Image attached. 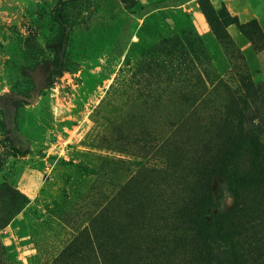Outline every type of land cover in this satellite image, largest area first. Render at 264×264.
I'll return each instance as SVG.
<instances>
[{
  "label": "rangeland",
  "instance_id": "rangeland-1",
  "mask_svg": "<svg viewBox=\"0 0 264 264\" xmlns=\"http://www.w3.org/2000/svg\"><path fill=\"white\" fill-rule=\"evenodd\" d=\"M213 1L70 0L54 72L59 0H0V98L39 90L16 109L24 155L0 106V186L27 197L12 218L0 199V219L11 218L0 264H217L192 215L208 187L210 213L230 214L235 256L219 264H264L262 157L248 144L236 157L244 187L220 163L239 127L264 142V83L210 26L229 69L214 61L215 42L193 24L195 7L221 10Z\"/></svg>",
  "mask_w": 264,
  "mask_h": 264
},
{
  "label": "trees",
  "instance_id": "trees-1",
  "mask_svg": "<svg viewBox=\"0 0 264 264\" xmlns=\"http://www.w3.org/2000/svg\"><path fill=\"white\" fill-rule=\"evenodd\" d=\"M70 0H59L54 17L55 20L62 28L61 34V49L58 59L54 61L53 71L59 72L61 70L62 57L66 49L68 41V30L65 20L63 18L64 6ZM129 0H124L125 4ZM201 11L206 17L209 26H211L213 33L217 36L218 40L223 45H234L232 38L227 32L226 28L230 24H235L240 32L251 42L255 51L259 52L264 49V33L261 29L257 20H251L246 23H242L236 16H232L226 9V7H221L220 11H215L214 7L205 8L201 4ZM225 12V13H224ZM211 14H218L220 16L221 22L216 25L212 22ZM248 84L242 86L243 98L248 96ZM39 95V90L35 89L31 95L28 94H3L0 98V106L2 110V115L4 117L7 130L6 138L12 144L13 154L15 156L24 155L28 152V143L26 139L21 134L17 119H16V109L21 104H27ZM242 100L239 101L238 98L234 100L235 104L243 105ZM238 116V115H237ZM262 128L264 129V118L262 120ZM236 133L226 142L220 154V163L224 169L230 168L231 175L233 177V183L239 186L247 185V178L249 173H244L240 167L236 165L235 159L240 156L243 150H245L246 144L252 146L253 155H261L263 166L257 169L259 174L264 176V142H262L259 137H256L253 133L245 132L241 127L238 128ZM253 158V157H252ZM211 190L206 188L204 192V198L200 203H197L194 208L193 221L198 224L200 230L201 244L203 251L210 256L217 264L224 263V258H234V246L230 239H226L224 230L222 228L223 224L228 221L229 213L223 212L219 214L210 213V208L216 206L214 203V198L211 196ZM7 198L11 201L8 202V209L11 212V218L19 213L25 202H27V197L16 189L3 184L0 186V199ZM238 210V208H237ZM208 217L209 220H208ZM11 218L0 219V231L2 228L10 221ZM201 249V251H202Z\"/></svg>",
  "mask_w": 264,
  "mask_h": 264
},
{
  "label": "crops",
  "instance_id": "crops-1",
  "mask_svg": "<svg viewBox=\"0 0 264 264\" xmlns=\"http://www.w3.org/2000/svg\"><path fill=\"white\" fill-rule=\"evenodd\" d=\"M219 3L221 7H226L232 16H236L240 22L246 23L251 20H257L264 32V0H214L213 5ZM195 21L193 22L197 32L206 37L208 40L215 42L213 47L215 49L214 61L217 62L221 70L229 69L227 57L223 53V48L220 43L211 35L210 26L203 15L202 11L195 7L193 12ZM232 40L243 54L248 70L253 80L264 83V49L257 52L254 50L251 42L240 32L235 24H230L226 28ZM214 36V37H212ZM213 38V39H212ZM23 217V216H22ZM21 219H14L12 226H17ZM32 228L28 227V234Z\"/></svg>",
  "mask_w": 264,
  "mask_h": 264
}]
</instances>
